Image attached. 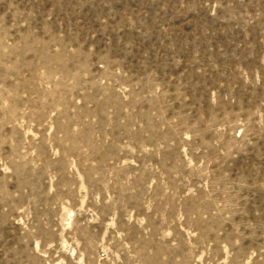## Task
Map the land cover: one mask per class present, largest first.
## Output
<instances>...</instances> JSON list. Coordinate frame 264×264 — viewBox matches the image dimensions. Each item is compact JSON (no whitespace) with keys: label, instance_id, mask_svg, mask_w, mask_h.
<instances>
[{"label":"rangeland","instance_id":"obj_1","mask_svg":"<svg viewBox=\"0 0 264 264\" xmlns=\"http://www.w3.org/2000/svg\"><path fill=\"white\" fill-rule=\"evenodd\" d=\"M0 264H264V0H0Z\"/></svg>","mask_w":264,"mask_h":264}]
</instances>
